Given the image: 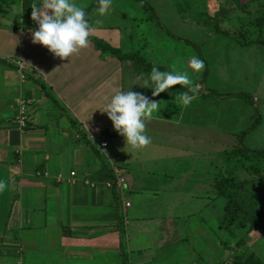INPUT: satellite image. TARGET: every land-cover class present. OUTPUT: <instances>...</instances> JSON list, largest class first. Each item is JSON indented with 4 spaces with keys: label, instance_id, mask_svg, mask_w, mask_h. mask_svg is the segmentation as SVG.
Returning <instances> with one entry per match:
<instances>
[{
    "label": "crops",
    "instance_id": "crops-1",
    "mask_svg": "<svg viewBox=\"0 0 264 264\" xmlns=\"http://www.w3.org/2000/svg\"><path fill=\"white\" fill-rule=\"evenodd\" d=\"M260 11L262 9L258 8L256 16H252L258 19ZM12 13L19 14V20L4 21ZM30 18L23 15L21 3L0 1V181L6 185L0 191V264H224L221 245L224 231L217 223L223 214V206L221 210L218 207L223 198L218 195L215 183L222 172L221 155L225 151L217 157H209L207 168L202 170L199 167L196 170L194 163L189 164L191 158L205 155L203 148H199L201 142L204 147L205 141L200 134L207 131L200 112L192 115L185 112L187 118L183 122L181 118L175 120L162 115L164 109L158 116L153 113L147 119L152 141L170 138L173 148L165 149L164 153L167 151L170 157L161 165L156 160H148L137 161L136 166L132 160L140 157L141 149L137 156L117 149L115 152L120 156L117 162L107 152L108 137L124 138L110 131L111 122L105 113L95 128L90 116L78 113L81 107L104 110L115 93L134 91L137 84L130 87V83L127 87L124 83V75L130 70H124L123 62L130 61L128 65L138 69L135 77L143 73L146 78L153 66L162 71L171 70L170 67L158 66V60L151 61L149 56L133 51L127 40L121 43L111 32L114 26L98 23H94L97 30L90 35L89 46L69 61L61 60L32 43V32L38 26L31 23ZM263 31L261 28L257 40L252 42L251 38L245 44L264 49ZM94 39L101 41L106 51L98 48ZM108 49L117 53L112 55ZM17 63L25 68L22 71L25 79ZM186 65L190 69L189 62ZM180 66L190 85H176L169 89L168 96L166 91L168 104L177 107L176 98L191 85L195 86L192 83L198 84L194 100L217 97L196 80L198 75L190 80L183 63ZM142 85L143 79L138 84V92L142 91ZM250 94L261 115L260 127L250 135L254 132L264 135L263 110L259 104L263 94L257 89ZM94 97L101 101L93 102L96 106H86ZM228 98L232 102L231 110L242 114L240 98ZM22 99L31 101L28 107L31 125L20 131L15 128L13 119ZM164 106L161 102L160 108ZM181 107L190 108L182 104ZM251 108L246 104L245 109L253 115ZM163 121L169 127L174 125L178 133L151 131L156 122ZM148 132L146 128V134ZM228 132L229 136L235 134L236 142L239 131ZM101 144L106 147L101 148ZM71 172L77 175L73 183L69 182ZM58 175H62L65 182L58 183L55 180ZM115 175L125 179L119 191L106 186ZM173 203L187 204L183 214L178 208L176 212ZM191 219L199 223L203 235H194ZM167 224H171L180 237L164 243L167 241L163 238L166 232L163 227ZM262 227L264 222L253 233L261 231L262 234ZM253 233L247 235L250 237ZM260 240L264 243L263 236ZM153 251L157 257L155 263L152 262ZM189 252L198 254L187 256ZM250 252L264 260V253L257 254L254 249Z\"/></svg>",
    "mask_w": 264,
    "mask_h": 264
},
{
    "label": "rangeland",
    "instance_id": "rangeland-1",
    "mask_svg": "<svg viewBox=\"0 0 264 264\" xmlns=\"http://www.w3.org/2000/svg\"><path fill=\"white\" fill-rule=\"evenodd\" d=\"M40 1L42 4L43 0ZM146 1L154 8L159 17V21L164 28H161L157 24V21L152 19L151 13L147 9L136 2L128 0H110V7L107 13L101 15L97 11L99 0H74L78 6L85 9L91 23H98L102 26H114V30L111 32L118 36L121 43L129 41L133 46V51L137 50L140 55L149 56L151 61L154 59L155 61L158 60V66L167 65L176 73H181L180 64L183 63V69L188 71L190 80L198 75L196 80L198 82L200 80L203 83L204 65L202 68H198L193 63L194 58L199 59V53L195 46H200L201 54L207 62L210 70L208 81L203 83L205 89L212 88L219 94L243 93L248 96L251 95V91L256 89L260 90L263 97L261 95L259 104L263 110L264 117V49H258L256 46L243 44V42L246 43L251 38V41L257 40V35L259 34L260 29L264 28L262 19L255 18L258 10V7H255L256 3L250 6V10H253L247 12L239 9L234 0ZM247 1L249 2V0H238V3L240 5H245ZM262 1L264 2V0ZM262 10H264V8ZM253 14H255V16H252ZM18 15L12 13L6 17L4 21L19 20ZM240 15H243V18L240 17ZM29 21H31V23L33 22L31 18ZM35 26H37V24H35ZM168 33L172 34V36ZM189 42L192 44L194 43L195 45H191ZM136 57L137 55L135 58ZM127 62H123L122 64L124 70H130L129 73L124 75V83L127 87H129L130 83V87L137 84L133 90L134 92H138L137 87L142 79H138V77H140V74L138 73L136 74V77L134 76L138 69L134 66L130 67ZM187 62L190 64V69H187ZM182 73H185V71ZM192 84H195V86H197L196 90H198V84ZM168 91L167 96L169 93ZM139 93L156 100V97H152V93L148 90L144 91L142 88V91H139ZM161 94L163 96H157V98L161 99L159 101L165 105L161 108L164 109L162 115H167L168 117L172 116L169 118H174L175 120L181 118L180 120L182 122L184 118H187V114H199L200 112V115L204 117L203 120L207 131L204 134H200L202 138H205V141L204 147L201 142L199 148H203L205 155H200L201 157L198 156L194 159L191 158L189 161V164L194 163V168L196 170H198V167L200 170H202L203 167L207 168V165L210 162H207L209 157H217L218 153L234 148L236 144L235 134L229 136L228 134L230 133L228 130H236L237 132H240L247 129L254 121V113L252 115V112L245 109L246 104L249 105L250 110L252 109V106L243 98L238 100V103L242 104L240 107L243 109L242 114H238L236 111L231 110L230 104H232V102L228 100L229 98L211 96L203 100V98L200 97V100L192 101L189 105L190 108L183 109L180 103H178L177 107H173L175 106L174 104H168L165 99L167 98L166 92ZM226 100H228V103ZM100 101L101 99L94 97V101H89L90 105L86 106H96L93 102L99 103ZM194 101H198V104ZM81 108L82 109H79L78 112L79 115L87 114V116L92 118V127H97L99 124L98 122L102 119L103 113L101 111L103 110L100 107H94L93 110H89L87 107ZM185 112H187L186 115ZM214 122H216V124L213 125ZM145 124L146 128L149 130L147 135L151 138L150 122L146 120ZM109 125H111L110 131L117 133L114 131L112 124L110 123ZM214 126H216L217 129L213 128ZM258 127H260V125H258ZM151 131L157 133H170L173 131V134L178 133L177 128L174 125H170L169 127L164 121L162 123L156 122L151 127ZM247 137V143L245 144L244 142L246 147L253 150L264 149V135L262 133L254 132L251 135L248 134ZM108 142L109 147L107 152L113 156L115 162H117L120 157L118 153L115 152L117 149L120 151L124 149V152L129 155L136 156L139 151L138 149H133L126 145L124 139L118 137H108ZM172 142L173 140L170 138L152 141L150 146L148 145L141 149L140 157L137 160H132L133 164L136 166L138 162L141 163L148 162V160H156L159 165H161L165 158L170 157V154H167V151L164 153V151L166 148H173V146H171ZM257 162L264 163V159ZM243 163H246V168H244V171L242 172H239L238 170L240 167H234L232 165L233 167H231L230 172L227 173L223 168L222 173L226 176L233 175L235 177L233 179L239 183H252L257 190L262 189L264 193V168L262 166L260 168L259 165L261 164L258 165L255 162ZM247 168H249V170H247ZM116 176L117 175H115L114 178ZM249 188H252V186L249 185ZM117 189V191H119L122 188L120 187ZM224 203L225 201L223 200L222 204L220 206L218 205L220 210L222 206L224 207ZM173 204H175L176 212L178 208L180 214H183L184 207L187 204ZM188 208L192 210L191 207ZM215 212L217 213V209ZM190 222H192L191 227L194 231V235H203V233L200 232L199 223L195 219H191ZM172 227L171 224H167L163 227L166 230V232L163 233V238L167 241L164 243H168L171 238L177 240L180 237L177 236V232H174L175 228ZM260 230H262V234L261 231L259 234L253 233L252 231L253 235L250 236L251 238L249 235L245 234L244 231L238 232L236 239L232 238L227 233H221L223 263L229 264L227 261L231 260V258H235H233L235 249L237 251L242 250L239 254L243 255L245 253V256H247L252 249L256 250L257 254L264 253V243L260 240V236L264 237V227ZM151 238H154V236H151ZM195 247H197V245ZM189 253L190 254L187 256L198 254L196 252ZM250 253L256 255L253 252ZM153 254L154 259L152 262L155 263L157 260L156 252L153 251ZM206 254L209 253L206 252Z\"/></svg>",
    "mask_w": 264,
    "mask_h": 264
},
{
    "label": "clouds",
    "instance_id": "clouds-1",
    "mask_svg": "<svg viewBox=\"0 0 264 264\" xmlns=\"http://www.w3.org/2000/svg\"><path fill=\"white\" fill-rule=\"evenodd\" d=\"M110 0H99V14H106ZM31 19L37 24L32 32V43L46 48L55 57L68 60L79 51L89 46L90 35L97 30L90 22L84 8L74 0H43L40 5L31 7ZM196 67L202 68L203 62L193 60ZM138 79H143L142 88L151 90L152 97L172 89L176 85H190L186 73H176L171 70L162 71L153 66L147 74L141 73ZM193 94H189V93ZM195 86L188 87L176 98L180 104L188 106L196 98ZM161 102L132 90L115 93L101 111L107 115L114 131L124 138L126 145L133 149H142L151 144V138L146 134L145 121L161 110ZM158 116V115H157ZM6 185L0 181V191Z\"/></svg>",
    "mask_w": 264,
    "mask_h": 264
},
{
    "label": "trees",
    "instance_id": "trees-1",
    "mask_svg": "<svg viewBox=\"0 0 264 264\" xmlns=\"http://www.w3.org/2000/svg\"><path fill=\"white\" fill-rule=\"evenodd\" d=\"M4 4H13L16 2L21 3L23 15L24 16H31V7L33 4L40 5V0H0ZM132 2H136L141 4L145 9H147L152 16V19L157 21V24L161 27L162 24L159 21V17L154 10V8L146 1V0H128ZM235 4H237V7L241 10L247 11V9L250 8L251 4L256 3L257 7L261 10L264 8V2H261L259 0H249L245 5H240L238 3V0H234ZM262 12L261 16L259 18L262 19V22L264 23V10L260 11ZM258 18V19H259ZM32 27V25H31ZM260 27V26H259ZM224 33V32H223ZM170 36L172 34L168 33ZM225 34V33H224ZM94 42L98 48H102L103 51H106V48L104 44L94 39ZM188 42V41H187ZM191 45H195L189 42ZM245 44V42H243ZM250 44V43H248ZM103 46V47H102ZM195 48L198 50L199 53V59L203 62L204 65V72H203V83L206 82V79L208 78L209 74V66L207 62L205 61L204 57L201 54L200 46H195ZM108 51L113 55L117 52L114 50ZM207 91L216 95L220 98H228V97H236L240 99H246L253 107L254 111V121L253 123L245 130H242L236 134V144L234 148L225 151L222 153L221 157V164L222 169L224 168V171L227 173L230 172L231 167H240L241 169L246 168V163L243 162H255L258 165L264 168V163H258L257 161H261L264 159V149L263 150H250L244 145V140L247 137L248 134H250L252 131H254L258 125L261 123V115L259 110L257 109L256 105L254 104L251 97H249L246 94L243 93H235V94H219L211 89L207 88ZM251 161V162H250ZM263 164V165H262ZM233 165V166H232ZM249 170V168H247ZM231 174V173H230ZM230 176V175H229ZM224 175L222 172L219 175L218 178H216V189L218 191V195L223 198L225 201L224 207H223V214L217 219V223L221 230H223L225 233L230 235L232 238H235V232L244 230L245 234H248L254 229L262 224L264 222V193L263 190H257L252 183L244 182L239 183L238 181H235L233 178ZM113 180V179H112ZM249 185L252 186V188H249ZM242 250H235V254H233V258L231 260H228L229 264H264V260L261 257H258L257 255L248 253L247 256L244 253L239 254Z\"/></svg>",
    "mask_w": 264,
    "mask_h": 264
},
{
    "label": "built area",
    "instance_id": "built-area-1",
    "mask_svg": "<svg viewBox=\"0 0 264 264\" xmlns=\"http://www.w3.org/2000/svg\"><path fill=\"white\" fill-rule=\"evenodd\" d=\"M16 65L22 73V71L25 69L23 65H21L20 63H17ZM21 77L25 79L24 73L21 74ZM30 103H31L30 100H25V99H22L19 102L18 113L16 117L13 119V123H14L15 128H17L20 131L28 129L29 126L31 125V121H30L29 114H28V107ZM1 129L2 128L0 126V132H1ZM105 147H106V144H101V148H105ZM76 176H77L76 172H71L69 175V182L73 183L75 181ZM55 180L58 183L65 182V179L62 175H58ZM124 181L125 180L123 177H121L120 175H117L115 178H113V180L109 181L106 186L109 189H114L117 191L118 190L117 188H120V187L122 188L124 186L125 184ZM126 206L128 207L129 204L126 203Z\"/></svg>",
    "mask_w": 264,
    "mask_h": 264
}]
</instances>
